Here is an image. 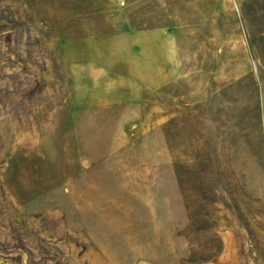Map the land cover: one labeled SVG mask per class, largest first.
Returning <instances> with one entry per match:
<instances>
[{
  "label": "rangeland",
  "instance_id": "obj_1",
  "mask_svg": "<svg viewBox=\"0 0 264 264\" xmlns=\"http://www.w3.org/2000/svg\"><path fill=\"white\" fill-rule=\"evenodd\" d=\"M0 264H264V0H0Z\"/></svg>",
  "mask_w": 264,
  "mask_h": 264
}]
</instances>
